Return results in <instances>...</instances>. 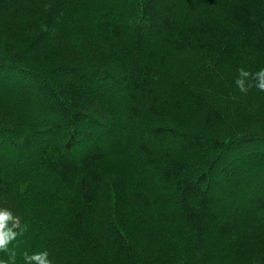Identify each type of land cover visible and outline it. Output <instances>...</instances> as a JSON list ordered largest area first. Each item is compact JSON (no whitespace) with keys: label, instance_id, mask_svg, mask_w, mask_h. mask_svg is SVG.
Segmentation results:
<instances>
[{"label":"trees","instance_id":"obj_1","mask_svg":"<svg viewBox=\"0 0 264 264\" xmlns=\"http://www.w3.org/2000/svg\"><path fill=\"white\" fill-rule=\"evenodd\" d=\"M262 69L264 0H0V262L264 264Z\"/></svg>","mask_w":264,"mask_h":264},{"label":"clouds","instance_id":"obj_2","mask_svg":"<svg viewBox=\"0 0 264 264\" xmlns=\"http://www.w3.org/2000/svg\"><path fill=\"white\" fill-rule=\"evenodd\" d=\"M239 71L241 77H248L250 75V73L245 71L244 69H240ZM255 76L259 80V83L256 84V87L259 90L264 91V69L256 73ZM236 84L241 92H247L248 89L244 86V81L242 79L238 78L236 80ZM10 220H12L11 213L5 210H0V251H7L8 243L15 238V233L11 232V230L5 232L6 223ZM43 256L47 257V252H43ZM0 264H4V262H0ZM41 264H52V262L47 258L42 259Z\"/></svg>","mask_w":264,"mask_h":264}]
</instances>
